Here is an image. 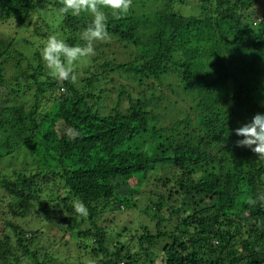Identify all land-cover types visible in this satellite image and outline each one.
Listing matches in <instances>:
<instances>
[{"label":"trees","instance_id":"1","mask_svg":"<svg viewBox=\"0 0 264 264\" xmlns=\"http://www.w3.org/2000/svg\"><path fill=\"white\" fill-rule=\"evenodd\" d=\"M189 2L133 0L119 19L105 9L111 40L96 42L72 84L52 76L40 51L51 35L83 45L91 15L61 14L60 0H0V164L27 159L0 169L10 216L0 264H62L74 250L84 251L74 264H264V202L247 203L264 194V161L235 143V129L264 114V0H198L196 12ZM115 43L135 59L117 62ZM124 77L143 90L122 84L106 112L107 86ZM51 185L57 193L42 199ZM134 194L171 211L156 212L155 226L140 222V233L129 221L109 226L135 207ZM31 216L66 227L75 248L58 237L63 258L56 236L19 222Z\"/></svg>","mask_w":264,"mask_h":264},{"label":"clouds","instance_id":"2","mask_svg":"<svg viewBox=\"0 0 264 264\" xmlns=\"http://www.w3.org/2000/svg\"><path fill=\"white\" fill-rule=\"evenodd\" d=\"M61 14L80 16L82 13L90 14L92 20L81 33L83 45H69L65 40L51 35L44 43L40 54L50 70L52 76L61 81H70L76 84L78 74L76 64L83 58H91L96 55V42H109L111 35L107 30V16L105 9L111 10L113 17L119 19L126 16L133 6V0H60ZM66 133L71 139L79 136V132L69 128ZM235 134L243 139L237 140L236 146L249 148L259 160L264 161V114L257 113L250 123L235 129ZM264 202V194L256 199L249 198V205ZM74 210L81 216L88 214V209L83 202L74 203Z\"/></svg>","mask_w":264,"mask_h":264},{"label":"rangeland","instance_id":"3","mask_svg":"<svg viewBox=\"0 0 264 264\" xmlns=\"http://www.w3.org/2000/svg\"><path fill=\"white\" fill-rule=\"evenodd\" d=\"M198 2V0H190L189 2V6H192V9H194V12H196V3ZM195 6V7H194ZM0 36L1 37H5V36H8L6 35L3 31H0ZM109 51H114V55L113 57H115L116 61L117 62H128V61H131V60H134L135 59V56H136V51L135 49L132 47V46H128V47H123L121 46V44L119 43H115L111 48H109ZM86 61V58L82 61V62H79L78 64H76V67H79V71L78 73L80 75H83L84 72H83V68H84V63ZM85 76V75H84ZM152 81V79H151ZM150 81V82H151ZM157 83V82H156ZM122 84H125L128 86V90L130 92H134L135 94L139 91V90H143V88H140L138 87V84L136 82V80H127L125 77L122 78L120 80V84L118 83H110L108 86H107V91L104 92L103 94V99L101 101L102 105L105 107V111L106 112H111L113 109V107L116 106L117 104V101L119 99V94H120V91H121V87H122ZM158 85V83H157ZM102 86L104 87V85L102 84ZM148 92H150L151 90H154L152 88H149V86H146ZM157 92L159 91H163L165 93H167L168 95H171L173 96V94L171 93V90L170 89H167V88H163L161 89V86H157V89H156ZM96 94L99 93V89L96 88V91H95ZM173 100H176L179 102L180 105H182V101L180 100V97L178 95L174 96L172 98ZM122 104L124 107H127L129 105L128 103V99L126 96H124L122 98ZM27 159L24 158V156H20L19 158H13L11 159L10 162H2L0 164V169L4 172V173H9V172H12L14 169H20L21 167H23L25 161ZM30 161V159H29ZM31 162V161H30ZM11 175V174H10ZM53 186V191H49V193H43L42 195V199H49V194L51 193L52 195L54 193H57V190L56 187L54 185H51ZM55 190V191H54ZM63 190L62 188H60V191ZM160 190V189H159ZM63 191H61V193H58L60 194L61 196H63ZM137 199V202H136V205L134 208L132 209H122L120 210V212H118L116 218L114 219L113 223H110V222H107V224L113 228H117V227H122L123 224L127 221H129V230L133 231V232H136L138 229H139V225L141 224L140 222H143L144 223H152L154 226H155V222L158 220V217L157 216H166V212L164 210H166L167 212H170L171 210V206L168 205L167 207L169 209H164L162 211H157L155 210L154 208H152V206L155 204L154 203V200L157 201V199L154 197V200H151L152 198H147L145 196H142L140 194H134ZM7 204H8V200L5 199V200H0V232L2 230V226H1V223L3 222V217L5 218H9L10 216L6 214L8 208H7ZM156 212L158 213L157 216H154V214H156ZM109 214V216H108ZM112 213H107L105 215V217L101 220L97 219V221L100 223H102V221L105 219V221H108L109 218L112 217ZM30 220L31 224L29 226L31 227H34L35 229L38 228V231L39 229L43 231V233H47L48 235H54V238L55 239V236L57 237V239L55 241H57V245L56 246H60L62 245L61 247V250L63 251V258L65 257V255H67L65 253V251L63 250V245H64V242L59 240V238H61V235H66V238L70 243V246L71 247H74L75 246V242L73 240V234L72 233H65V229L66 227L64 228V226H60V225H56L54 224V222L51 220V218H43L42 221H39L40 220V217H34V216H31L29 217L28 219L26 220H21L19 222H21V224H26V221ZM172 220H175V218H172ZM106 224V223H105ZM151 224V225H152ZM33 225V226H32ZM152 225V226H153ZM153 226V227H154ZM26 227H28V225H26ZM142 227H140V229L138 230V233L142 232ZM153 230H155V227L153 228ZM36 232V233H39V232ZM126 235H128L126 233ZM129 235H131L129 233ZM75 248V247H74ZM66 249V248H65ZM86 251V250H85ZM84 252V251H83ZM83 252L80 253L79 250L77 252V250H74L72 251V254H71V258L69 261H65L63 262L62 264H67V262H70V264H74V260H77V258H79L81 255H83ZM84 259H86V256L83 257ZM69 264V263H68Z\"/></svg>","mask_w":264,"mask_h":264}]
</instances>
